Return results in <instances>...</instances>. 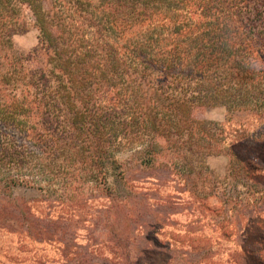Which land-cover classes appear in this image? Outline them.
Returning a JSON list of instances; mask_svg holds the SVG:
<instances>
[{"label": "trees", "instance_id": "1", "mask_svg": "<svg viewBox=\"0 0 264 264\" xmlns=\"http://www.w3.org/2000/svg\"><path fill=\"white\" fill-rule=\"evenodd\" d=\"M23 13L39 31L40 47L23 59L19 74L26 91H39L38 130L29 129L40 144V156L5 140L0 145V166L55 178L47 183L50 186L63 178L68 187H102L107 205L104 214L97 209L96 216L111 227L108 242L116 264H154L149 255H161L158 245L147 240V246L131 251L134 232L142 233L137 222L149 206L144 199L131 204L114 198L122 190L117 185L130 179L120 169L113 142L129 134L135 139L139 127L151 133L147 147L135 152L148 166L154 164L159 140L170 144L172 158L188 171L186 188L199 192L200 206L205 207L207 193L200 189L213 187L198 179L192 158L201 171L213 135L209 123L195 115L209 107H222L228 117L264 107V0H0V33L13 37L27 31ZM39 51L48 61L37 58L42 55ZM17 73L9 72L7 80H15ZM1 108L3 118L8 110L0 99ZM5 127L1 122L0 131ZM245 141L233 145L244 146ZM233 145L229 150L243 178L257 182L249 165L254 164L252 157L240 158ZM24 177H8L3 187L33 186ZM131 188L127 198L133 194ZM91 196L72 206L78 219L90 209L88 203L95 199ZM57 201L63 204L60 197ZM10 202L1 211L0 229L25 233L36 242L54 241L61 251L75 246L69 233L71 215L41 217L32 211L33 202L17 207ZM235 206L231 210L241 208L240 203ZM121 211L130 220L125 229L116 231L115 214ZM52 225L53 232L48 229ZM234 241L237 250L229 252V264H264V226L243 229ZM210 251L207 242L190 247L206 261ZM78 257L76 264L87 262Z\"/></svg>", "mask_w": 264, "mask_h": 264}, {"label": "rangeland", "instance_id": "2", "mask_svg": "<svg viewBox=\"0 0 264 264\" xmlns=\"http://www.w3.org/2000/svg\"><path fill=\"white\" fill-rule=\"evenodd\" d=\"M25 14L23 13L24 16ZM25 17L27 31L24 33L15 34L13 37H8L6 33L3 36L0 33V99L5 102L8 110L6 111L8 114L0 118V123L6 126L0 131V145L5 140H11L34 155L40 156L38 151L40 144L32 137L29 129L33 127L34 131L38 130L39 111H36L35 105L39 91L35 89L26 91V81L21 79L19 74L23 59L40 47L39 31L31 19ZM39 52L42 55H38L37 58L43 62L48 61L45 53ZM14 70L16 73L18 71L14 76L16 79L8 81L9 72ZM94 94L98 95L97 92ZM28 108L32 113L26 110ZM16 113L17 115H14ZM195 116L209 123L213 135L209 141L210 152L205 154L204 161L201 160L203 162L201 171L195 168L198 164L195 158H192L194 170L200 172L198 179L203 178V183L213 187L212 191L203 186L200 189L207 193L205 207L200 206L199 192H191L186 188L189 181L186 178L188 171L176 164L169 150L170 144L159 140L154 164L150 166L141 164L139 154L136 155L135 152L147 147L151 133L141 131L139 127L135 139L129 134L125 138H117L112 145L122 173L130 179V183L126 185H122L124 182L117 185L122 190L118 195L115 194L114 198L131 204L138 203L139 199L146 201L149 210L144 218H140L137 222L141 225L139 230L142 227V233L134 232L131 245L132 248L144 247L147 246V240L158 245L162 249L161 255H149L150 262L154 264H164L167 257H170L167 264H210V262L229 264L227 260L229 252L236 248L235 237L240 236L243 229L248 227L253 229L264 226L262 223L264 221V143L259 145L251 143V140L264 142V107L253 108L232 117H228L222 107H209ZM135 127L132 124L130 131H134ZM244 140H246L244 146L233 145L235 141ZM231 145L240 158L252 157L250 160L254 161V164L249 165L253 169L252 178L258 183L243 178L240 165L229 150ZM44 157L46 156L43 155L42 158ZM200 158L201 155L198 159ZM27 174L29 173L24 168L12 172L0 166V214L4 204L10 201L13 207L19 206L21 202H33L32 211L41 217L45 215L55 219L69 214L72 217L69 233H73L76 247L71 246L66 251H61L59 244L54 241L36 242L25 233H9L0 229V264H76L78 256L87 260L84 264H116L117 257L111 249L112 244L108 242L111 227L96 216L97 209H100V214L103 215L107 205L102 187L97 185L94 187L90 184L75 185L76 187L71 184L68 187V184L64 185L67 180H62L63 178L59 179L55 187L47 185V183L52 184L55 178L35 175V173ZM15 175L19 178L25 176L24 178L31 181L33 186L3 187L4 180ZM199 180L197 182H200ZM130 188L133 194L130 193L127 198L126 193L129 194ZM89 195L95 196V199L88 203L90 209H85L79 214L82 216L78 219L72 206L76 205L77 201H85ZM57 197L63 200V204H58ZM219 200H226V204L222 205ZM49 203L51 205H48ZM239 203L241 208L231 210L232 205L237 207ZM115 216L117 221L113 228L122 231L130 219L123 212L116 213ZM51 227L54 225L48 229ZM222 229H227L231 233L226 236L221 235ZM144 232L148 234L146 238ZM55 233L60 235L61 231ZM205 242L211 247L212 253L207 261L204 255H194L190 252L191 246L202 245ZM234 255L232 254L233 259H235Z\"/></svg>", "mask_w": 264, "mask_h": 264}]
</instances>
